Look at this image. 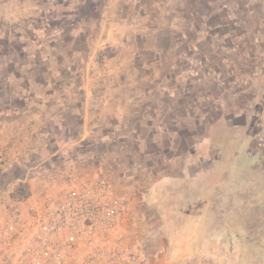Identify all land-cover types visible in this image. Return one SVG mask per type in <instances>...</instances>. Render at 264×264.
I'll use <instances>...</instances> for the list:
<instances>
[{
	"label": "crops",
	"instance_id": "crops-1",
	"mask_svg": "<svg viewBox=\"0 0 264 264\" xmlns=\"http://www.w3.org/2000/svg\"><path fill=\"white\" fill-rule=\"evenodd\" d=\"M140 13L138 0H0V157L8 159L0 167V185L16 177L28 187L29 201H43L69 186L102 179L111 172L100 158L103 148L116 146L121 155L135 140L129 133L141 127L138 119L167 112L168 62L154 57L170 42L158 32L146 49L137 44ZM123 33L131 35L130 43L123 44ZM123 46L129 47L126 54ZM139 47L156 50L154 57L137 58ZM202 161L201 154H188L177 175L160 178L162 187H177L176 201L173 193L166 199L174 205L165 204L163 212L170 217L175 207L178 226L167 236V249L154 254V264L234 260L229 237L217 236L211 224L217 197L226 194L214 184L238 165L233 154L217 157L210 169L202 170ZM47 171L64 172L66 179L40 185ZM255 173L264 176V170ZM8 205L16 206L11 198Z\"/></svg>",
	"mask_w": 264,
	"mask_h": 264
},
{
	"label": "rangeland",
	"instance_id": "rangeland-1",
	"mask_svg": "<svg viewBox=\"0 0 264 264\" xmlns=\"http://www.w3.org/2000/svg\"><path fill=\"white\" fill-rule=\"evenodd\" d=\"M138 4L136 43L145 48L158 32L170 42L157 57L156 50L140 47L133 53L168 62L169 73L163 70L164 78L171 80L164 87L170 91L164 100L169 107L164 114L138 119L141 127L130 130L135 140L122 148L123 156L116 146L103 148L108 154L103 163L111 172L102 179L123 203L110 244L135 250L144 264H154V254L167 249V236L178 226L175 207L170 217L163 212L165 204L174 205L166 199L173 193L170 199L176 201L177 187H162L161 176L177 175L188 154H201L202 170L215 165L217 157L233 154L237 169L228 171L229 161L228 178L214 184L217 192L226 194L217 197L211 229L219 237H229L234 257L230 264H248L253 257L256 264H264V176L255 173L264 170V0H138ZM121 36L123 44L130 43L129 33ZM123 47L126 54L129 47ZM189 159L193 163L194 158ZM15 179L0 185L2 209L12 207L5 204L8 192L18 186ZM149 187L154 189L147 196ZM158 205L163 209L158 211ZM155 234L160 238H152ZM202 264L210 260L202 258Z\"/></svg>",
	"mask_w": 264,
	"mask_h": 264
},
{
	"label": "built area",
	"instance_id": "built-area-1",
	"mask_svg": "<svg viewBox=\"0 0 264 264\" xmlns=\"http://www.w3.org/2000/svg\"><path fill=\"white\" fill-rule=\"evenodd\" d=\"M7 163L0 157V167ZM65 179L64 172L47 171L38 183ZM13 202L2 209L0 200V264H144L135 250L110 244L123 203L104 179L69 186L55 198Z\"/></svg>",
	"mask_w": 264,
	"mask_h": 264
},
{
	"label": "trees",
	"instance_id": "trees-1",
	"mask_svg": "<svg viewBox=\"0 0 264 264\" xmlns=\"http://www.w3.org/2000/svg\"><path fill=\"white\" fill-rule=\"evenodd\" d=\"M14 201H25L29 198L28 187L25 184H19L9 195Z\"/></svg>",
	"mask_w": 264,
	"mask_h": 264
}]
</instances>
